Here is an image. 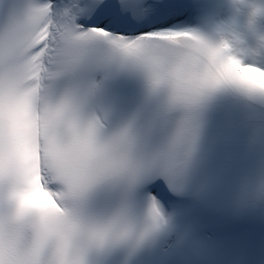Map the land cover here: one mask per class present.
I'll return each instance as SVG.
<instances>
[{"label": "snow or ice", "instance_id": "6c2138e0", "mask_svg": "<svg viewBox=\"0 0 264 264\" xmlns=\"http://www.w3.org/2000/svg\"><path fill=\"white\" fill-rule=\"evenodd\" d=\"M184 9L0 0V264H89L91 250L134 251L159 227L164 184L196 133L198 94L169 71L191 34ZM177 109L173 134L154 145Z\"/></svg>", "mask_w": 264, "mask_h": 264}, {"label": "clouds", "instance_id": "9594fccd", "mask_svg": "<svg viewBox=\"0 0 264 264\" xmlns=\"http://www.w3.org/2000/svg\"><path fill=\"white\" fill-rule=\"evenodd\" d=\"M237 9H242L245 16V24L249 28H255L257 19L264 17V0H233ZM235 34L231 39L235 40ZM261 39L264 40V34ZM229 41L221 37L216 41L209 40L197 31L186 35L182 54L170 67V73L184 72V81L197 94V103L211 89L221 85H233L243 89L264 91V67L257 66L253 62H243L240 58L229 54ZM190 59V67L183 66V60ZM174 81L166 85L167 92H171ZM43 195V193H41ZM147 226L143 223L138 234Z\"/></svg>", "mask_w": 264, "mask_h": 264}, {"label": "bare ground", "instance_id": "6f19581e", "mask_svg": "<svg viewBox=\"0 0 264 264\" xmlns=\"http://www.w3.org/2000/svg\"><path fill=\"white\" fill-rule=\"evenodd\" d=\"M231 16L238 22V27H236L234 31L245 36L248 40V44L240 51V55H242L247 62H253L260 67H264V52L262 51L261 45L255 40L257 33L255 28L246 26L244 11L242 9H237Z\"/></svg>", "mask_w": 264, "mask_h": 264}]
</instances>
